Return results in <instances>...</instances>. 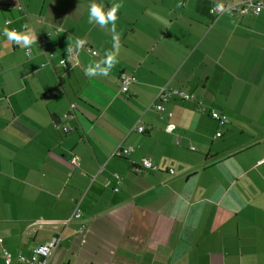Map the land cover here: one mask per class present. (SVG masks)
<instances>
[{
  "label": "crops",
  "instance_id": "obj_1",
  "mask_svg": "<svg viewBox=\"0 0 264 264\" xmlns=\"http://www.w3.org/2000/svg\"><path fill=\"white\" fill-rule=\"evenodd\" d=\"M216 1L240 0H96L120 6L113 30L88 22L91 0H0V264L54 236L50 264H264V7L213 16ZM77 40L96 55L62 68ZM105 53L108 75L86 76ZM165 85L194 101L158 114Z\"/></svg>",
  "mask_w": 264,
  "mask_h": 264
},
{
  "label": "built area",
  "instance_id": "obj_2",
  "mask_svg": "<svg viewBox=\"0 0 264 264\" xmlns=\"http://www.w3.org/2000/svg\"><path fill=\"white\" fill-rule=\"evenodd\" d=\"M264 5H263V0H240L237 2H228V1H216L212 2V5L209 9L210 15L213 16H220L225 13H232L236 14L238 16L244 17V16H259L262 12ZM24 11L23 7L20 6L17 8L18 13H22ZM11 20H5L4 21V26H10ZM13 31L16 32L18 35H24V33H19L17 29H13ZM73 51L69 53V59L61 60L60 66L62 68L68 69L71 66H76L77 65V59H78V54L81 50H85L89 54L95 56L96 52L91 50L85 43L83 44V47L80 49H76L75 46L71 47ZM30 50H26V55L30 56ZM50 58L53 56L50 55ZM69 61L71 63H69ZM136 82V78L134 75L131 74H126V73H121L119 75V83H120V92L121 94L125 95L126 97H129L131 95V87L134 85ZM172 99H177L181 101H194V97L191 94L182 92L180 90H175L169 88L167 85L162 86L159 91L157 92L156 96L154 97L152 103L150 104L151 109L155 110L158 114H163L165 111V106L172 100ZM75 108V105H72L70 107V110L64 114L65 117H73V110ZM210 117L216 121L219 122L223 125L228 124V120L221 114L217 112H212L210 114ZM54 129L63 132L64 134L69 133V129L66 127H62L58 123H53ZM174 130L173 125H169L166 128V131L168 133H172ZM130 132H137L139 134H144L146 132L145 127L141 126L139 123H136L130 130ZM222 133L219 132L216 134V138L221 137ZM118 152L121 154L127 155L129 154V149L128 148H121L118 147L116 151L113 153V156H115ZM76 158L72 159V164H76ZM140 167L148 170H153V171H158L159 168L157 165H155L150 158H144L141 160ZM169 173L173 175V171L169 170ZM116 184L120 185V178L118 175L113 176ZM111 181H108V184H110ZM114 191H118L117 188L114 189ZM82 216V212L80 210V203L76 204L71 216V219H80ZM83 229V228H82ZM60 241L59 236H54L50 242L45 243L35 249H32L31 254L29 257H20V261L25 263V264H50L52 258L55 255V252L57 251L58 244ZM1 242V240H0ZM5 264H10V259L5 258Z\"/></svg>",
  "mask_w": 264,
  "mask_h": 264
},
{
  "label": "clouds",
  "instance_id": "obj_3",
  "mask_svg": "<svg viewBox=\"0 0 264 264\" xmlns=\"http://www.w3.org/2000/svg\"><path fill=\"white\" fill-rule=\"evenodd\" d=\"M120 6L114 5L110 9H105L103 3H97L96 0H91L88 9V22L95 23L101 26H106L108 24L113 25V30L115 28V22L117 19V10ZM9 40L15 42L17 45H23L25 48H30L32 41L27 35H18L15 31H5L3 33ZM84 42L82 40H77L75 42V48L80 49L83 47ZM118 47V45H114ZM72 48H68L67 52L71 53ZM114 57L112 53H105V58L99 63H93L85 70V75L88 77H94L97 75L107 76L109 70L114 66Z\"/></svg>",
  "mask_w": 264,
  "mask_h": 264
},
{
  "label": "trees",
  "instance_id": "obj_4",
  "mask_svg": "<svg viewBox=\"0 0 264 264\" xmlns=\"http://www.w3.org/2000/svg\"><path fill=\"white\" fill-rule=\"evenodd\" d=\"M206 9H207V7H206ZM53 123H58V124H60V123L58 122V119H57V117H56L55 115H53Z\"/></svg>",
  "mask_w": 264,
  "mask_h": 264
}]
</instances>
